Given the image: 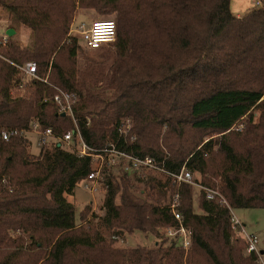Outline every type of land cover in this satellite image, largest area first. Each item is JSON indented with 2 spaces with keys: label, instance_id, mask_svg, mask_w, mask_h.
Returning a JSON list of instances; mask_svg holds the SVG:
<instances>
[{
  "label": "trees",
  "instance_id": "trees-1",
  "mask_svg": "<svg viewBox=\"0 0 264 264\" xmlns=\"http://www.w3.org/2000/svg\"><path fill=\"white\" fill-rule=\"evenodd\" d=\"M0 6L34 36L32 47L13 36L0 46V264H260L233 231L227 208L199 191L195 209L194 187L170 178L134 177L144 184L139 194L131 178L106 172L101 212L85 205L77 216L66 196L93 160L58 140L35 155L28 138L5 140L1 132L36 122L61 136L63 116L53 100L59 88L76 95L73 111L92 147L114 143L168 171L186 166L234 209L264 208V0L241 16L231 0H0ZM83 9L116 20L110 64L87 58L79 65L82 49L71 25ZM27 61L47 82L23 78L14 64ZM126 118L131 128L121 134ZM176 191L191 231L187 250L167 244L159 231L178 224L165 205ZM135 231L162 243L114 245L112 237Z\"/></svg>",
  "mask_w": 264,
  "mask_h": 264
},
{
  "label": "built area",
  "instance_id": "built-area-1",
  "mask_svg": "<svg viewBox=\"0 0 264 264\" xmlns=\"http://www.w3.org/2000/svg\"><path fill=\"white\" fill-rule=\"evenodd\" d=\"M256 5L262 6L263 0H256ZM77 32H79L80 38L84 41L86 47L100 48L102 45H108L115 41L117 27L115 20L100 18L91 21L88 26L82 23ZM9 37L6 33L0 34V46L7 44ZM0 57H2L1 52ZM14 65L21 71L24 79L36 78L47 82V78L39 77L37 74V63L35 61H27L24 64ZM23 84V82L17 84L16 89L23 88ZM76 99L74 93L59 88H57V92L53 96V100L60 106L59 111L63 114V134L61 136L56 135L52 128L42 129L38 123L34 122L30 128L13 127L4 129L1 132L2 138L5 140L12 136H25L27 138V132H33L37 135V143L40 147L48 144L52 140H58L60 144H63L68 150L77 153L79 156L90 157L95 163V166L83 180L85 188L89 189L91 193L99 190L100 185L104 182L106 172H110L116 178L122 176L146 178L152 175L159 178H170L177 186L182 183L197 186L207 200L217 202L220 206L228 209L233 231L243 237L247 243L246 252L255 254L257 261L260 264H264V251L258 247L259 239L257 235L246 231L243 222L234 213V208L220 190L202 184L195 172H192L186 166H183L177 172L168 171L155 158L151 156H139L132 151H127L116 146L114 143H108L104 148L100 149L92 147L83 138L74 114L73 106ZM121 122L119 132L121 134H128L131 128V120L126 118ZM131 139L133 140L134 136ZM179 199V192L176 191L165 203L178 224L162 227L159 231L161 236L167 237L176 245L182 246L187 250L191 246V231L184 225L182 214L178 211Z\"/></svg>",
  "mask_w": 264,
  "mask_h": 264
},
{
  "label": "rangeland",
  "instance_id": "rangeland-1",
  "mask_svg": "<svg viewBox=\"0 0 264 264\" xmlns=\"http://www.w3.org/2000/svg\"><path fill=\"white\" fill-rule=\"evenodd\" d=\"M255 2L256 0H231V10L233 13H236L237 7H240L242 9L243 15L247 11L257 6ZM100 18L115 20L114 17L100 15L93 9H83L77 12L72 22L71 32L72 34L78 36L79 43L81 44L82 49L79 54L80 67L85 64V60L87 58L102 60L105 59L107 64H110L114 59L115 46L113 43L108 45H102L100 48H88L86 47L84 41L80 38L79 32H77L82 23H84L85 26H88L91 21ZM8 27L16 28L17 33L13 35V38L15 40L28 47L33 46L34 36L32 31L29 28H26L16 22L6 7L0 6V34L6 33ZM242 123L243 120L236 125V129L242 126ZM26 136L29 139L30 153L38 155L40 153L41 147L37 143V135L33 132H27ZM152 174L159 175L157 173ZM195 174L198 178H200L198 173ZM127 177L132 179L133 189L137 193H139V190L144 188V184L142 182L134 180V177L136 176ZM193 187L195 190L194 208L198 209L199 189L197 186ZM106 191L107 187L104 185L103 182V184L100 185L98 191L91 193L89 189L85 188L84 180H81L76 184L74 192L72 194H68L66 197L68 201L72 202L76 206L77 216L85 205L91 206L92 211L100 213V206L106 194ZM117 200L119 201V196ZM234 213L243 222L247 232L254 233L257 235L259 239L258 247L260 250L264 251V208H240L234 209ZM105 233L108 234L107 231ZM107 236L111 235L109 234ZM112 240L114 242V245L119 247H155L161 245L162 243V238L152 233H144L141 231H135L132 233L122 232L121 234H118V236L112 237ZM170 242L171 241H169L167 244H170Z\"/></svg>",
  "mask_w": 264,
  "mask_h": 264
},
{
  "label": "water",
  "instance_id": "water-1",
  "mask_svg": "<svg viewBox=\"0 0 264 264\" xmlns=\"http://www.w3.org/2000/svg\"><path fill=\"white\" fill-rule=\"evenodd\" d=\"M15 29L14 28H9V29H7L6 30V34L8 35V36H13L14 34H15ZM63 115V114H62Z\"/></svg>",
  "mask_w": 264,
  "mask_h": 264
},
{
  "label": "crops",
  "instance_id": "crops-1",
  "mask_svg": "<svg viewBox=\"0 0 264 264\" xmlns=\"http://www.w3.org/2000/svg\"><path fill=\"white\" fill-rule=\"evenodd\" d=\"M256 3V2H255ZM236 15H238V16H241L242 15V9L240 8V7H237V11H236V13H235ZM9 28H14V27H8L7 29H9ZM15 29V31H16V28H14ZM17 33V31L15 32V34ZM33 154V153H32Z\"/></svg>",
  "mask_w": 264,
  "mask_h": 264
}]
</instances>
